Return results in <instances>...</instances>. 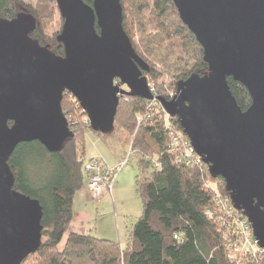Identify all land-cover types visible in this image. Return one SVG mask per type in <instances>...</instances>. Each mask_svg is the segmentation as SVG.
I'll use <instances>...</instances> for the list:
<instances>
[{"label":"water","instance_id":"1","mask_svg":"<svg viewBox=\"0 0 264 264\" xmlns=\"http://www.w3.org/2000/svg\"><path fill=\"white\" fill-rule=\"evenodd\" d=\"M53 1L64 20L57 38L63 56L31 37L32 14L0 18V264H22L42 245L43 208L14 189L8 162L22 143L37 141L56 153L74 138L62 110L67 93L103 135L114 130L121 95L159 102L210 176L225 181L264 249V0H173L208 72L179 82L171 99L156 97L143 76L149 65L124 31L120 0ZM228 78L250 94L246 111Z\"/></svg>","mask_w":264,"mask_h":264},{"label":"trees","instance_id":"2","mask_svg":"<svg viewBox=\"0 0 264 264\" xmlns=\"http://www.w3.org/2000/svg\"><path fill=\"white\" fill-rule=\"evenodd\" d=\"M120 1L124 31L137 55L149 65L143 76L149 85L155 84L152 92L156 97L171 99L167 87L157 83L163 75L173 79L169 85L176 94L179 82L208 72L203 49L182 22L173 0ZM87 3L92 5L93 0ZM56 10L53 0H40L35 8L22 0H0V18L32 14L37 25L31 37L63 56V46L57 40L62 30L53 39L46 34ZM130 24L137 28L140 44L135 42ZM228 84L238 106L246 111L252 103L247 89L232 78ZM62 110L73 121L84 116L67 94ZM69 127L74 138L61 152L52 153L37 141L22 143L8 162L15 175L14 189L38 200L43 208L42 245L31 255V264H239L229 256L234 253L233 245H240L236 232L245 215L235 209L225 181L213 179L206 164L200 169L177 163L183 150L173 148L171 135L181 142L187 140L177 118L170 117L157 101L127 94L120 96L109 135L117 142H130V157L137 159L135 187L143 215L129 228L125 248L113 241L70 233L73 201L85 184V164L91 161L85 148L91 129L81 122H70ZM158 163L159 168L155 166ZM220 201H227L230 210L218 206Z\"/></svg>","mask_w":264,"mask_h":264},{"label":"built area","instance_id":"3","mask_svg":"<svg viewBox=\"0 0 264 264\" xmlns=\"http://www.w3.org/2000/svg\"><path fill=\"white\" fill-rule=\"evenodd\" d=\"M67 95H69L73 104H77L80 107L77 99L73 95L70 93H67ZM82 114L84 115L82 119L76 121H73L71 116L68 118L66 117L69 125L70 122H73V124L81 122L85 127L90 128L88 116L83 110ZM171 140L173 148L183 150L181 157L177 158V163H186L187 165L194 164L200 169L206 167L204 161L198 156L188 138L181 142V140L173 134L171 135ZM127 162L128 160L113 168L103 159H94L85 164L84 174L88 180L87 189L94 199H99L103 195L104 190L112 193L114 183L121 170L127 165ZM155 166L157 168L161 167L159 163ZM217 205H222L226 210H230L227 201H220ZM208 215L212 216L210 213ZM236 237L240 239V245H233L234 253L229 256L231 260H237L239 264H264V249L259 246L258 241L255 239L251 224L246 217L240 222V229L236 232ZM175 239L179 240V237L175 236Z\"/></svg>","mask_w":264,"mask_h":264},{"label":"rangeland","instance_id":"4","mask_svg":"<svg viewBox=\"0 0 264 264\" xmlns=\"http://www.w3.org/2000/svg\"><path fill=\"white\" fill-rule=\"evenodd\" d=\"M22 1H24L27 5H30L31 7L34 8L38 6V4L40 3V0H22ZM63 21L64 20H62L59 11L56 10L53 22L50 25H48V27L46 28V34L49 37V39H53L57 34L61 32L63 27ZM130 28L132 29V34L135 42L140 44L141 37L137 33V28L134 26V24L133 26L130 24ZM157 83L159 85H163V87L168 88V89L166 88L167 90L166 93L169 94L171 98L175 96V94L170 89L169 84L174 83L173 79L170 76L163 75ZM153 86H155V84L152 83V85H150L151 89L153 88ZM124 89L126 91H129V89L126 86H124ZM67 96L69 101L71 102L69 95ZM81 119L82 118H80V120ZM85 148H86V155H88L87 159H89L90 157H94L97 154H102L105 156L103 158H105L109 162V164L111 162H116V163L120 162L119 165H121L128 159L127 165L121 170V174L127 175L132 184V188H131L132 193L123 194L121 199V203H123V207L120 209V211L124 215L128 214L129 217L127 218L124 227L125 228L124 234H122V241L120 242L121 246L125 248L127 244V236H128L129 228H131V226H133L143 215V203L140 197L138 196L135 187V179L136 176L138 175V169L136 164L137 159L134 155L130 157L131 155L130 142L128 139L120 143L117 142L113 138V136L109 134L108 135L98 134L96 132H93L92 130L88 131L86 134ZM33 259L34 257L31 256L25 262V264H31Z\"/></svg>","mask_w":264,"mask_h":264},{"label":"crops","instance_id":"5","mask_svg":"<svg viewBox=\"0 0 264 264\" xmlns=\"http://www.w3.org/2000/svg\"><path fill=\"white\" fill-rule=\"evenodd\" d=\"M103 157L105 156L97 154L88 160L103 159L112 168L118 166L120 163L111 162L109 164ZM84 177L85 184L76 193L73 201L74 215L69 232L80 235H91L103 240L120 243L127 218H129L128 214L124 215L120 211L123 207L121 199L123 194L132 193L130 179L127 175H123L120 172L113 186L112 193L104 190L102 197L96 200L87 189L88 180L85 174Z\"/></svg>","mask_w":264,"mask_h":264}]
</instances>
